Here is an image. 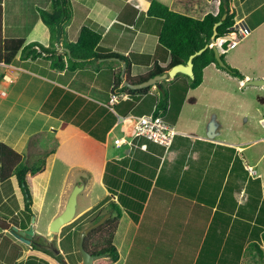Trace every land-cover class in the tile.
I'll list each match as a JSON object with an SVG mask.
<instances>
[{
    "label": "crops",
    "instance_id": "crops-1",
    "mask_svg": "<svg viewBox=\"0 0 264 264\" xmlns=\"http://www.w3.org/2000/svg\"><path fill=\"white\" fill-rule=\"evenodd\" d=\"M69 3L71 18L64 25L65 41L74 43L82 27L99 32L98 54L126 58L130 77L146 74L154 64L162 68L169 64L168 52L158 44L162 23L147 15L149 0H69ZM166 6L179 14L202 19L206 14H217L219 0H184L179 8L169 0ZM230 7L234 26L244 29L246 34L238 43L228 39L230 44L226 50L219 44L216 48L244 79L232 77L214 64L207 66L201 84L187 92L176 124L172 126L177 137L173 145L165 149L134 136L126 119L135 115H121L127 110L124 101L107 107L116 120L103 141L90 136L71 119L64 120L70 116L71 106L78 97L85 102L71 115L72 119L86 109L88 101L97 106L89 109L81 124H86L99 107L109 104L115 75L120 69L124 71V63L117 57H107L68 71L49 67L50 61L42 54L33 60L27 57L19 64H6L1 59L4 40H22L23 47L31 43L44 48L49 46V30L39 14V9L48 10L49 0H1L0 142L22 155L23 160L35 154H52L51 164L58 154L59 144L69 154H101L97 181L101 195L91 199L88 207L76 208L75 216L100 213L97 217L102 218L107 213L114 219L111 243L118 257L108 264H215L230 262L234 255L236 264H252L258 251L250 249V243L261 250L264 260L261 235L264 231L258 235L253 227L264 200V87L244 85L248 80H264V0H230ZM55 48L58 54L67 53L60 43ZM19 57L20 52L15 59ZM206 73L210 81L209 111L222 110L223 120L218 121L212 113L198 130L196 126L178 127L182 112L192 111L196 106L197 95L193 93L203 87ZM229 82L235 84V91L229 90ZM246 90L255 91L251 110L243 111L245 100L231 109L228 98L237 103L239 95H244ZM216 94L223 97L214 104ZM51 97L52 103L48 104ZM15 110L13 121L8 123ZM233 116L239 119V133ZM22 120L24 129L18 133L16 128ZM71 168L90 174L83 188L86 193L90 192L96 182L87 163L82 160L69 165L68 170ZM249 180H259L260 191L256 184H249ZM47 185L46 182L44 192ZM74 185L65 183L64 179L57 203L47 216V226L64 210ZM34 196L32 185L31 213L24 212L22 199L13 217L20 215L23 220L27 213L38 220L45 195L37 208L33 206ZM1 233L5 232L0 231V245L5 244L4 255L10 253L11 258L10 263L0 258V264H19L28 254L59 264L56 260L63 255L62 249H58L53 252L57 259L39 251L17 256L20 242L6 234L8 232L2 238ZM12 251L16 255L11 254ZM98 259L105 264L106 256Z\"/></svg>",
    "mask_w": 264,
    "mask_h": 264
},
{
    "label": "trees",
    "instance_id": "trees-1",
    "mask_svg": "<svg viewBox=\"0 0 264 264\" xmlns=\"http://www.w3.org/2000/svg\"><path fill=\"white\" fill-rule=\"evenodd\" d=\"M39 14L42 22L49 30V46L44 48L38 43H31L23 47L22 40H4L3 45L1 46L2 61L6 64L15 65L19 64V61H22L27 57H29L30 60H33L43 54L46 55L47 59L50 61L49 67L55 69L66 68L68 71H74L78 65H83L92 61L94 62L101 58L117 57L124 63V78H121L122 70H118L117 75H115V81L111 92L126 93L131 97V101H124V103L127 104V110L121 114L124 117L129 113L135 116L153 114V116H158L164 122L174 126L187 92L196 89L201 84L203 70L211 64H214L218 69L223 70L232 77L238 78L241 81L244 79L237 69L232 68L226 62L224 54L219 55L220 60L223 63V66H219L215 59L214 51L211 48V45H209V40L213 35V26L219 22L220 24L215 29L216 34L214 39L215 41L217 39H224L220 45L223 50H226L230 44L228 39L234 43H238L241 39L237 30L233 27L234 14L230 7V0H219L217 14L213 15L209 13L202 19H194L179 14L170 10L166 5L155 0H149L147 15L161 21L162 26L158 35V44L168 52L170 61L164 68L154 64L149 72L137 77L129 76V62L126 58L114 54H109V56L98 54L97 47L101 41V34L99 32L88 27H82L74 43H69L64 40V25L71 18L69 0H49L48 10L39 9ZM59 43L62 48L66 49L67 53L63 52L62 54H58V50L55 47ZM201 50L202 52L192 60V78L177 74L173 80L164 82L166 84L160 82L156 83L154 85V92H150L152 87L131 90L124 85L121 86L123 81L133 85L145 82L155 76H161L167 73L173 66L186 64L190 56ZM18 52H20V57L19 60H16L15 56ZM30 52L31 54H29ZM64 60H66V62ZM2 76L3 69L0 68V79ZM52 100L53 97L50 98L48 104H51ZM84 102V98L78 97L77 101L71 106L72 111L70 110L69 112L70 116H66V118L63 119L68 121L71 119L72 123L80 127V129L88 132L90 136L99 141H103L104 135L116 120V117L107 109V107L109 108L111 106L105 103L103 107L98 108V112H94L93 116L89 118L86 124H81L82 120L89 112V109L97 107L94 102L88 101L86 109H82L79 115H77L75 119H72L71 115H74ZM102 114H105L103 118ZM96 122L97 124L94 128L90 129ZM101 130L102 132L100 134ZM176 137L177 136L174 137L173 142ZM37 165H24L22 155L0 142V184L11 178L16 180L17 187L22 193L23 210L27 213H31L30 208L32 205L33 179L38 176L44 167V163L42 162V165ZM248 182L249 184H256L260 191L259 180H249ZM262 205L264 206V200L261 202L254 220L256 226H253L258 235L264 231V207ZM112 207L118 211L114 205ZM100 218L101 217L95 218L90 225L99 221ZM20 229L23 230L25 228L22 227ZM261 235L264 240V233ZM87 237H89V234H86L85 236L84 248L88 251L85 244ZM111 238L112 234H110L106 240L98 243V245H100V247H98L99 249H96V251L91 252L90 254L106 256L110 261L115 262L118 255L115 247L111 243ZM249 247L250 249H257L258 255L260 258H263V253L256 244L250 243ZM32 249L55 258L54 253L48 249L41 247H32ZM227 263L229 262H222V264ZM64 264L66 263L64 262Z\"/></svg>",
    "mask_w": 264,
    "mask_h": 264
},
{
    "label": "rangeland",
    "instance_id": "rangeland-1",
    "mask_svg": "<svg viewBox=\"0 0 264 264\" xmlns=\"http://www.w3.org/2000/svg\"><path fill=\"white\" fill-rule=\"evenodd\" d=\"M155 1L157 2L159 1L160 3V0H155ZM164 1L161 2V4L162 3H166V5L169 4V0H164ZM171 1L174 2V5H176L177 8H179L180 5L184 3V0H171ZM216 43L218 44V42ZM122 72H123V69H122ZM164 82H169V81H161L160 83L166 84ZM209 83H210L209 75L208 73H206V81L203 84V87L199 89L198 91H195V93H193L197 95L196 100H195L196 106H194L192 111L184 110L182 112L178 120V123H179L178 127H183V126L184 127L185 126L195 127L196 126L198 130L200 129V126H202V122L208 120L209 116L212 113H215L216 119L218 121L223 120L222 115L224 113L222 110L216 109L215 111H209V107H208L209 101H210L209 100L210 96L208 92ZM154 89H155V86H152L150 92H154ZM229 90L235 91L236 90L235 84L230 83ZM249 90L244 91V95H239L240 97L238 98L239 101H237V103L235 102L236 100H231L230 97L228 98V105L232 106L231 109H233L236 105L239 106L241 104L239 103L240 101L245 100L244 102H247V103L244 104L243 111L251 110V105L253 104V99L255 98L254 97L255 91H249ZM236 94H240V93L236 92ZM222 97H223L222 94H216L213 97V103L216 104V102L220 101ZM15 113H16V110L10 116L8 123L13 121L14 119L13 115ZM233 120H235V122H237L238 124L237 133H239L241 129L239 119L234 118L233 116ZM24 125H25V122L22 120L19 123L18 128H16V132L18 133L21 132L24 129ZM58 138L60 139L61 136L58 135ZM89 140L93 142L91 139ZM93 145L97 146L95 142H93ZM59 148L60 149L58 151V154H56L55 159L53 160L52 164H51L52 154H35L31 156L29 159L23 160V164L27 166H30V165L32 166V165H37V164H38L37 166H39V165H42V162L44 163V167L42 168L38 176L33 179V183H32L33 194L35 195L33 199V203H34L33 206L37 208L40 202V198H43L45 195L44 201H43L44 207L42 210L41 217L38 218V220H36L34 216L27 215V213H25V215L23 216V220H21L22 218H20V215L13 217L12 213L14 211H17L20 207V204H21L20 200H22V193L20 192V190L17 191L18 189H17L16 180L14 178H11L8 181L0 185V218H3L2 217V214H3L4 215L3 219L7 220L12 225H17V226L21 225L26 228H29L30 226H32L35 236H38L37 240L43 241L44 244L47 245L53 252H56L55 250L62 249L63 255L60 256V259L56 260V263L60 264L61 263L60 260H62L66 264H82V258L79 252L80 236L82 232L87 227H89L92 221L95 220V218L98 215H100V213H95L94 215H90L89 217H87L90 214L88 213V214L83 215L80 218L79 216L77 217L76 215L73 221L70 224L64 226L62 231L57 234H51L50 232H47L48 226H49V224L47 226V223H48L47 216L48 214H50L55 204L57 203V197H58V194L60 193V189L63 185L64 179H65V183L66 182L74 183L75 185L73 187L83 186L84 183L89 182L90 174L88 175L82 171H79L76 168H71L70 170H68L69 165L75 164L76 162H79L82 160L86 162L89 167L91 176L94 178V182H96L95 186L91 189L90 192L86 193V190L85 191L82 190L78 194L77 206H76L77 210H79L80 208L88 207L91 204V199L101 195V190L99 186L97 185V181L99 179L100 167H101V159H100L101 154H88V155L69 154L68 152L67 153L64 152V148L60 144H59ZM90 149H92V145ZM65 175H67L66 178H65ZM46 182L48 183L47 191L44 192V186ZM10 215L12 216L10 217ZM105 215H107V213ZM113 223H114V219L109 218L108 220L105 221L103 225H101V227H98L97 229H94L93 231L88 233L89 237H87V241L85 243L88 251L86 249L85 250L88 253L94 252L96 251V249H99L98 247H100V245H98V243L106 240L109 237L113 229ZM5 233H1L2 238H5V236L3 235ZM41 233L44 234V236H40ZM6 234H9V233H6ZM59 240L60 241L62 240L60 245L57 244V241ZM11 245H14V244L11 243ZM18 246H19V249L17 251V256L23 254L24 252H27V253L35 252L31 250L29 246L21 242H20V245ZM5 250H6L5 244L2 246L0 245V258H3L5 262L7 261V263H10V260H9L11 258L10 253H6V255H4ZM7 254H8V259H7ZM11 254L16 255L14 251H12ZM257 256L258 257H256V259L253 261L252 264H264L263 258H260L258 254ZM235 257L236 256L234 255V258L232 257L230 259V262L227 264H236L237 258L235 260ZM109 260L110 259L106 257L105 264H108ZM22 262L19 264H51L48 260L46 261L39 260L34 255H29V254L26 257L25 261H22ZM93 264H103V263L100 259H96L94 260ZM215 264H222V261L221 262L217 261L215 262Z\"/></svg>",
    "mask_w": 264,
    "mask_h": 264
},
{
    "label": "water",
    "instance_id": "water-1",
    "mask_svg": "<svg viewBox=\"0 0 264 264\" xmlns=\"http://www.w3.org/2000/svg\"><path fill=\"white\" fill-rule=\"evenodd\" d=\"M219 24L220 22L213 26V35L209 40V45H211V48L214 51L215 59L218 62L219 66H223V63L219 57V51L216 48V43H215L216 41L214 39V36L216 34L215 29ZM201 52L202 50L190 56L186 64H179L173 66L167 73L161 76H155L145 82L139 84H133V85H130L126 81H123V85L131 90H140V89L152 87L156 83L161 81L173 80L177 74H181L189 78H192V60L195 56L199 55ZM121 78L122 79L124 78V71L122 72ZM244 85L264 87V80L261 79L249 80L244 82ZM83 188L84 185L73 187L67 198L64 210L49 223L48 232H50L51 234H57L60 232L61 228L70 224L73 221L76 212L77 196L83 190ZM109 216H110L109 214L104 215L99 221L89 226L82 232L79 240V252L82 258V264H93L94 260L103 257V256H94L88 253L84 248V239L86 234H88L91 230L103 225L105 221L109 218ZM0 230L9 232L14 238L19 240L21 243L29 247L32 246V239L34 235L32 226H30L28 229L20 230L16 226H13L11 223H9L7 220L0 218Z\"/></svg>",
    "mask_w": 264,
    "mask_h": 264
},
{
    "label": "built area",
    "instance_id": "built-area-1",
    "mask_svg": "<svg viewBox=\"0 0 264 264\" xmlns=\"http://www.w3.org/2000/svg\"><path fill=\"white\" fill-rule=\"evenodd\" d=\"M240 37L246 34V31L240 27L233 26ZM224 39H217L218 44ZM4 81H8L6 76L3 77ZM110 106H113L119 101L130 100L129 95L126 93L116 94L113 93L109 98ZM129 124V128L132 129L134 136L142 137L146 140L162 146L165 149H169L173 143L174 137L177 135L176 130L164 122L160 117H155L153 114L143 116H130L126 119ZM251 170V169H250Z\"/></svg>",
    "mask_w": 264,
    "mask_h": 264
},
{
    "label": "flooded vegetation",
    "instance_id": "flooded-vegetation-1",
    "mask_svg": "<svg viewBox=\"0 0 264 264\" xmlns=\"http://www.w3.org/2000/svg\"><path fill=\"white\" fill-rule=\"evenodd\" d=\"M93 225V224H92ZM91 226V225H90ZM17 227V226H16ZM18 228V227H17ZM88 228V227H87ZM19 229V228H18ZM96 229V228H95ZM20 230H22V229H20ZM25 230V229H24ZM94 230V229H93ZM93 230H91V231H93ZM2 231V230H1ZM90 231V232H91ZM3 232H6V231H3ZM9 233V232H8ZM9 235L11 236V237H13L10 233H9ZM14 238V237H13ZM16 241H18V242H20L19 240H17L16 238H14ZM38 239V236H35V234H34V236H33V239H32V246L30 247L31 249H32V247H41V248H45V249H48V250H50L51 252H53L47 245H45L44 244V242L43 241H39V240H37ZM33 250V249H32ZM35 251V250H34ZM94 256H101V255H94Z\"/></svg>",
    "mask_w": 264,
    "mask_h": 264
},
{
    "label": "clouds",
    "instance_id": "clouds-1",
    "mask_svg": "<svg viewBox=\"0 0 264 264\" xmlns=\"http://www.w3.org/2000/svg\"><path fill=\"white\" fill-rule=\"evenodd\" d=\"M216 42H217V41H216ZM216 42H215V43H216ZM216 44H217V43H216ZM219 45H221V44H219ZM220 47H221V46H220ZM219 55H220V54H219ZM170 81H171V80H170ZM127 101H128V100H127Z\"/></svg>",
    "mask_w": 264,
    "mask_h": 264
}]
</instances>
